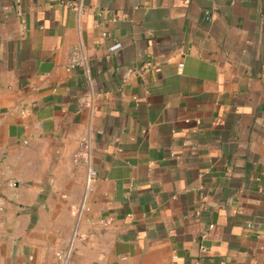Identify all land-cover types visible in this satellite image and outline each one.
I'll use <instances>...</instances> for the list:
<instances>
[{"label": "crops", "instance_id": "0c3cea01", "mask_svg": "<svg viewBox=\"0 0 264 264\" xmlns=\"http://www.w3.org/2000/svg\"><path fill=\"white\" fill-rule=\"evenodd\" d=\"M0 171V264H264V0H0Z\"/></svg>", "mask_w": 264, "mask_h": 264}, {"label": "built area", "instance_id": "2783aa9c", "mask_svg": "<svg viewBox=\"0 0 264 264\" xmlns=\"http://www.w3.org/2000/svg\"><path fill=\"white\" fill-rule=\"evenodd\" d=\"M85 64H86V57L84 53L82 52V50L78 47L73 48L70 53L69 59H68L67 70L72 71L76 68L83 67ZM179 67H180L179 72H181L183 64H180ZM92 104H93L92 97L84 96L80 100V107L82 109L86 107H91ZM92 152H93L92 145L89 139L88 138L83 139L81 143V148L76 155V159L78 162L87 164L89 168L88 169V180H87V190L89 191L93 189L97 181V178H98V172L95 169V167L92 165ZM3 175H4V172L0 171V176H3ZM11 185L13 187L16 186L15 183H12ZM84 208L86 211L89 210V208L86 206H84ZM0 210H1V206H0ZM110 223H112V220L110 218H104L99 221V224L103 226H109ZM93 235L94 233H90L89 235L79 234V235H76V237L82 240H86L87 237L93 236ZM70 257H71V246L66 247L60 251L58 255L59 264H68Z\"/></svg>", "mask_w": 264, "mask_h": 264}]
</instances>
